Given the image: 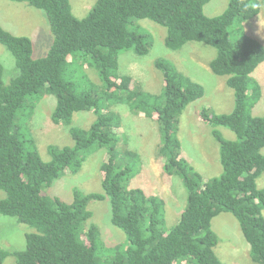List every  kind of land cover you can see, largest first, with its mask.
I'll return each mask as SVG.
<instances>
[{
  "label": "trees",
  "instance_id": "16d2710c",
  "mask_svg": "<svg viewBox=\"0 0 264 264\" xmlns=\"http://www.w3.org/2000/svg\"><path fill=\"white\" fill-rule=\"evenodd\" d=\"M12 1L41 10L52 40L45 55L34 57L28 36L0 24V44L13 56L17 70L4 83L0 62V190L5 193L0 214L34 229L25 234L23 249L0 248V264L8 256L14 264H226L214 251L218 236L211 227L220 212L237 219L251 260L264 264V187L257 186L264 172V115L251 114L261 97V86L251 73L264 60V45L246 33L230 38V28L255 17L261 2L228 0L220 14L207 16L203 7L210 0H96L79 18L72 13L70 0ZM141 19L165 28L169 49L178 50L191 41L216 49L209 67L226 77L234 106L225 113L203 108L200 117L212 126L219 145V176L205 180L180 153L178 117L202 97L203 86L162 57L154 62L163 80L158 94L131 87V77L120 73L121 51L146 55L151 47ZM85 65L97 72L100 86L84 74ZM44 94L55 96L51 120L66 125L73 140L72 145L49 144L47 161L29 130L35 103ZM118 104L155 120L157 160L163 172L183 182L185 206L169 227L163 197L128 187L139 162L127 150L119 156L121 117L113 108ZM79 111L95 116L87 128L71 125ZM217 126L233 131L236 138L223 137ZM101 147L106 149L102 193L75 189L72 200L65 202L43 192L64 172L76 173ZM104 197L109 200L111 223L125 233L124 245L104 247L97 225H86L92 215L88 201ZM99 253H107L106 258L102 255L100 261Z\"/></svg>",
  "mask_w": 264,
  "mask_h": 264
},
{
  "label": "rangeland",
  "instance_id": "374dc122",
  "mask_svg": "<svg viewBox=\"0 0 264 264\" xmlns=\"http://www.w3.org/2000/svg\"><path fill=\"white\" fill-rule=\"evenodd\" d=\"M96 0H70L72 13L81 18L92 8ZM260 12L253 18L242 20L230 28V38L235 40L241 34H248L264 45V0ZM228 0H210L203 11L207 16L220 14L227 6ZM44 13L25 2L0 0V24L16 35L30 38L33 56L45 55L52 40ZM139 23L147 29L152 40L146 55H137L132 50H123L119 54L120 73L131 77L130 86L143 91L158 94L163 87L161 72L155 67L157 58L170 60L185 75L199 82L204 93L201 98L189 103L178 117L177 135L180 140V153L192 167L200 172L205 180L222 173L219 160V145L212 134V126L200 117L203 108L215 113L230 112L234 106L233 89L226 85V77L214 74L209 61L215 56L216 49L203 42H187L178 50L169 49L165 43V28L150 20L141 19ZM0 62L3 65L2 80L8 83L16 73L14 58L0 44ZM79 64V63H78ZM76 65H73V67ZM78 67V66H77ZM84 74L95 85L101 80L97 72L87 65L83 66ZM251 76L261 86V97L252 107V115H264V60L254 69ZM55 105V96L42 95L35 103L34 111L29 119V130L33 135L37 150L44 161L49 159V144L72 145L73 140L66 125H56L51 120ZM114 110L121 117V127L117 147L120 157L127 150L137 157L139 164L128 181V187H140L146 192L158 195L165 200V218L167 226H171L179 217L186 202V191L182 180L177 175H167L157 160L159 133L156 122L152 118L135 114L126 105H115ZM95 116L91 111H79L73 114L71 125L87 128ZM223 137L235 139V133L224 126L216 127ZM264 153V148L262 149ZM106 149L97 148L92 151L76 173L64 172L43 192L49 196H57L70 202L75 189L83 192L102 193L101 164L105 160ZM257 186L264 187V172L257 179ZM5 193L0 190V198ZM87 209L91 217L86 225H97L99 243L104 247H115L127 242L125 233L114 226L110 220V206L107 197L90 199ZM264 215V210H263ZM211 227L218 236L214 251L218 258L226 264H258L251 260L248 243L245 241L237 219L229 212H220L213 217ZM30 226L19 223L14 217L0 214V248L20 250L25 246V234L33 231ZM106 258L107 253H99ZM2 264H14V258L8 256Z\"/></svg>",
  "mask_w": 264,
  "mask_h": 264
}]
</instances>
